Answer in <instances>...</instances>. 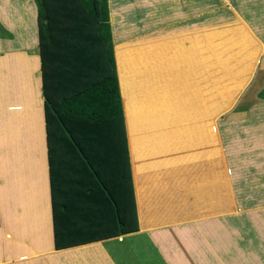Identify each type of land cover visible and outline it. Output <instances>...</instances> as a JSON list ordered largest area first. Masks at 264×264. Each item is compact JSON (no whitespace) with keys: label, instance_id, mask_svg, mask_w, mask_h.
Wrapping results in <instances>:
<instances>
[{"label":"crops","instance_id":"obj_1","mask_svg":"<svg viewBox=\"0 0 264 264\" xmlns=\"http://www.w3.org/2000/svg\"><path fill=\"white\" fill-rule=\"evenodd\" d=\"M198 2L167 0L166 23L162 28H170V40L169 44L167 39L160 42V62L156 61L157 56L153 58L149 53V40L139 44L140 40H146L145 30L151 25L146 26L129 16L119 24L118 16L109 7L137 230L55 249L36 5L34 0H0V262L37 254L30 264H190L180 249V245L187 249L190 244L180 238L176 247L174 226L187 221L204 226V220L215 217L221 207L233 203L230 201L233 180L239 181L242 190L243 187L248 190V186L258 190L254 197V200L259 198L258 201L248 207L264 205V100L258 105L259 110L262 107L258 116L262 119L261 135L257 140H247L252 141L250 145L255 143L254 149L262 155L252 161L240 162L234 169L228 166L227 154L222 149L224 143L217 147L219 129L216 122L221 121L216 115L214 101L202 106L199 101L191 106L183 104L185 108L177 117L162 114L154 119L155 116L145 113L141 93L146 86L166 88L176 81L175 87L197 86L201 94L213 91L208 87L213 85L214 79L207 80L209 84H201L200 64L194 54L199 36L198 20L208 15H200ZM125 3L126 0H118L121 11L125 10ZM19 4H22L27 19V22L19 21L27 25L29 31L25 35L18 26H10L5 13V8ZM238 5L247 8L249 3L240 0ZM240 8L244 12L245 9ZM21 40L25 41L23 43L34 41V45H14ZM122 52H127L125 62H121ZM209 71L211 75L216 73L214 68ZM166 73L172 76V82L168 83L164 77ZM151 80L152 83L164 81L149 85ZM125 81L134 84V93ZM223 122L224 128L229 130L227 122ZM217 160L222 168L220 173H217ZM236 168L240 170L234 177ZM244 169L247 172L242 173ZM228 209L220 210L222 214L219 215L233 210L230 205ZM23 219L25 222L19 225V220ZM207 227H198L199 233L209 234ZM177 235L182 236V232ZM204 247L210 249L212 246L209 242L201 243L198 249ZM203 261L200 258V264H205ZM247 262V258L240 259V264H251ZM209 263L216 261L206 264ZM221 263L225 264V261ZM19 264L29 263L20 261Z\"/></svg>","mask_w":264,"mask_h":264},{"label":"trees","instance_id":"obj_2","mask_svg":"<svg viewBox=\"0 0 264 264\" xmlns=\"http://www.w3.org/2000/svg\"><path fill=\"white\" fill-rule=\"evenodd\" d=\"M34 2L54 248L135 231L108 0Z\"/></svg>","mask_w":264,"mask_h":264},{"label":"rangeland","instance_id":"obj_3","mask_svg":"<svg viewBox=\"0 0 264 264\" xmlns=\"http://www.w3.org/2000/svg\"><path fill=\"white\" fill-rule=\"evenodd\" d=\"M128 1L126 0L125 10L121 11L118 0H109L110 10L112 8L118 16L119 24L129 16L131 19L141 21L146 26H152L149 29L146 28L144 34L146 40H140L139 44L143 45L149 40L151 47L148 51L153 54L151 55L153 58L157 56L156 61L160 62L159 55L162 50V48L160 50V42L167 39V44H169L170 40V28H162L166 23L165 4L167 0ZM198 3L201 5L200 15L203 16L206 13L208 15L206 18L200 17L198 20L199 36L194 54H196L200 64L201 84L214 79L213 85L211 83V86L208 87L209 90L212 87L213 91L210 90L211 92L206 91L205 94H201L199 93L200 87L197 86L175 87L178 84L174 79L173 86L167 85L166 88L160 87L161 85L160 88L155 86V88H152L153 86L144 87L145 90L141 96L145 100V113L148 112L149 116H155L154 119L159 118L162 114L180 116L183 108H185L182 107L183 104L191 106L192 103L199 101L202 106L214 101L216 115H219V121H221L220 123L216 122V128L219 129L217 147L224 143L222 149H225L227 154L228 166L234 169L240 162L252 161L262 155V152L254 149L255 143L250 145L252 141L247 140H257L262 132L260 130L262 119L260 120L261 117H258L262 107L259 110L258 105L260 100L264 99L260 98L258 93L264 87V0H248L247 8L238 5L240 0H199ZM240 7L245 9L244 12ZM5 11L10 26H18L21 33L25 35L28 30L27 25L19 22L21 20L27 22V19L24 18L25 12L22 4L17 5V7L15 5L9 6L5 8ZM172 39L175 40L176 38ZM23 42L25 41L21 40L14 45L18 47L34 45V41ZM126 57L127 52H122L121 62L127 61ZM213 68L216 72L215 75L213 73L211 75L209 71H212ZM158 71L162 72V70ZM166 74L164 77L168 83L172 82V76L169 73ZM163 81L156 80L152 83L151 80L149 85ZM125 82L131 86V93H134V84ZM262 114L264 115V110ZM242 115L245 116L242 117ZM243 120L245 123L242 122ZM223 121L227 122L230 127L229 130L224 128L226 124ZM229 121H235V123ZM262 130L264 131V129ZM221 169V164L217 160V173H220ZM239 170L236 168L234 177L238 176ZM245 172L247 170L244 169L242 173ZM233 183L231 191L233 199L230 196V201L233 203L221 207L215 217L210 215L212 217L204 220V226L202 223L193 224L191 221H187L172 228L176 232L173 236L176 247L181 240L180 238H183L186 244H190L187 249H182L180 245L183 257L188 260V263L200 264L201 258L204 259L205 264L211 260L216 261L215 264H222L223 260L225 264H240V259L244 257L248 259L247 263L250 261L251 264H264V205L248 207L250 203L258 201L259 198L254 200L255 195L259 193L258 190L251 186H248V190H245V187L242 190L238 180L236 183L233 180ZM216 205L218 207L219 203L217 202ZM229 205L233 210L219 215L222 214L220 210L227 208L229 211ZM22 221L25 222L24 219L19 220V225ZM201 226L203 228L208 226L209 234L205 232L203 235L200 234L198 227ZM178 232H182V236L177 235ZM206 242H209L212 247L210 249L204 247L203 250H199L198 246ZM36 256L37 254H31L25 259L0 262V264H19L20 261L30 264L36 259Z\"/></svg>","mask_w":264,"mask_h":264}]
</instances>
